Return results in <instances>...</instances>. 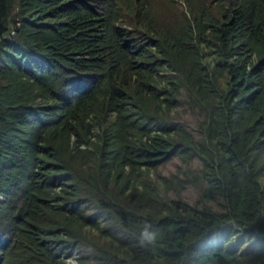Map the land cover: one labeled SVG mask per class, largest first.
Returning a JSON list of instances; mask_svg holds the SVG:
<instances>
[{
    "label": "trees",
    "instance_id": "16d2710c",
    "mask_svg": "<svg viewBox=\"0 0 264 264\" xmlns=\"http://www.w3.org/2000/svg\"><path fill=\"white\" fill-rule=\"evenodd\" d=\"M73 252L264 264V0H0V264Z\"/></svg>",
    "mask_w": 264,
    "mask_h": 264
},
{
    "label": "rangeland",
    "instance_id": "374dc122",
    "mask_svg": "<svg viewBox=\"0 0 264 264\" xmlns=\"http://www.w3.org/2000/svg\"><path fill=\"white\" fill-rule=\"evenodd\" d=\"M176 115V114H175ZM177 163L174 162L172 164H169L168 166L161 167L160 168V172L162 174H170L172 171H174L175 167H176ZM150 177L151 178H155V174L153 173V171L150 172ZM183 197H185L187 200H189L190 202H192L195 199V191L191 188L187 189L184 193H183ZM77 252L75 253H71L69 258L67 259V263L68 264H76L74 262V258L77 257Z\"/></svg>",
    "mask_w": 264,
    "mask_h": 264
},
{
    "label": "clouds",
    "instance_id": "9594fccd",
    "mask_svg": "<svg viewBox=\"0 0 264 264\" xmlns=\"http://www.w3.org/2000/svg\"><path fill=\"white\" fill-rule=\"evenodd\" d=\"M158 238V232L157 230L153 229L150 224H145L142 231L140 232V242L142 244H155ZM75 253V252H73ZM77 255V254H76ZM78 257V255H77ZM76 257V258H77ZM75 259V258H74Z\"/></svg>",
    "mask_w": 264,
    "mask_h": 264
}]
</instances>
